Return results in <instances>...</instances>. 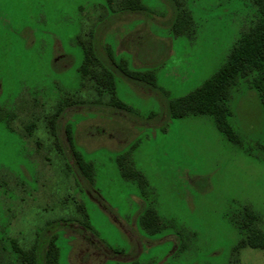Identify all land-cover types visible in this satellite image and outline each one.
Instances as JSON below:
<instances>
[{"label": "rangeland", "instance_id": "rangeland-1", "mask_svg": "<svg viewBox=\"0 0 264 264\" xmlns=\"http://www.w3.org/2000/svg\"><path fill=\"white\" fill-rule=\"evenodd\" d=\"M175 1L189 12L193 31L171 30ZM141 2L147 11H119L98 26L115 60L154 74L153 88L118 76L115 93L127 109H114L97 102L92 82L78 72V36L86 40L108 14L106 0H0V264H26L10 240L28 253L36 238L54 233L61 264H264L263 250L236 249L233 223L248 205L264 230L259 92L245 81L231 89L228 122L240 146L210 116L166 114L168 100L219 69L255 9L248 0ZM75 94L87 103L59 120L63 159L47 123L58 100ZM66 124L93 164V185L65 165L73 166ZM121 155L146 184L122 177ZM80 204L91 233L77 223ZM145 206L156 210L160 233L139 225Z\"/></svg>", "mask_w": 264, "mask_h": 264}, {"label": "trees", "instance_id": "trees-1", "mask_svg": "<svg viewBox=\"0 0 264 264\" xmlns=\"http://www.w3.org/2000/svg\"><path fill=\"white\" fill-rule=\"evenodd\" d=\"M248 1L255 9L254 17L249 26L241 32L239 38L233 43L223 64L201 86L182 97L168 100L166 104V114L169 118L188 115L210 116L214 120L216 128L225 138L239 146L242 144L240 136L228 122L231 115L229 104L231 89L238 85L240 81L248 82L259 92L264 111V0ZM175 4H173L175 15L170 26L171 30L174 34H178L183 31L184 26L188 25L193 31V22L189 12L179 8L178 1H175ZM103 8L108 14H105L104 17L100 15L99 24L93 32L92 30L88 32L89 37L84 40L83 37L78 36L77 40L84 55L83 61L78 67V72L81 80L92 82L93 90L99 98L97 101L99 104L109 105L114 109H127L125 104L116 96V78L120 76L132 83L153 88L155 86L153 70L131 69L125 59L115 60L109 45L104 49L102 48L101 33L98 26L103 24L104 20L109 21L119 11H147L148 9L145 8L141 0H106V6H103ZM101 97L106 98L105 102L100 101ZM84 103L87 102L80 95L63 96L58 100L54 111L48 118L47 124L49 132L53 136V143L63 159L66 153L58 136L59 120L69 108ZM64 134L73 160L72 167L67 161L65 165L74 175L82 177L88 185H93V164L86 161L76 147L69 124L64 126ZM260 147L264 151V143ZM128 161L125 155L117 158L122 177L142 186L146 184L144 176ZM80 207L84 215L83 219L77 221V223L91 233L88 215L84 206L80 204ZM236 217H233V223L240 235L236 249L249 247L264 251V230L258 225V214L250 206L244 205L237 219H235ZM138 222L149 235L160 233L163 229L159 216L153 207L145 206L138 216ZM10 242L18 258L24 260L26 264H61L56 233L49 235L45 240L41 237L36 238L34 246L28 253H23L15 247L13 240H10ZM1 249L0 255H2ZM112 252L119 253V250H112Z\"/></svg>", "mask_w": 264, "mask_h": 264}]
</instances>
